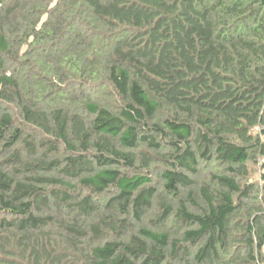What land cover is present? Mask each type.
Masks as SVG:
<instances>
[{
    "label": "trees",
    "instance_id": "trees-1",
    "mask_svg": "<svg viewBox=\"0 0 264 264\" xmlns=\"http://www.w3.org/2000/svg\"><path fill=\"white\" fill-rule=\"evenodd\" d=\"M256 158L264 0H0V264H264Z\"/></svg>",
    "mask_w": 264,
    "mask_h": 264
},
{
    "label": "rangeland",
    "instance_id": "rangeland-1",
    "mask_svg": "<svg viewBox=\"0 0 264 264\" xmlns=\"http://www.w3.org/2000/svg\"><path fill=\"white\" fill-rule=\"evenodd\" d=\"M263 164H264V159H260V158H256V162L250 161L247 164V169H248L247 182H249L250 184L261 185L260 176L262 173H264V170H261L262 169L261 165H263ZM216 172H218L217 167L209 166V167H207L206 170L201 172L199 177L196 179V182L205 184L211 179L212 174H214ZM153 178H154V182H157V183L159 182V179L157 176L153 175ZM154 212H156V211H154ZM157 218H158V216L156 217L155 213H151L147 216V218L145 219L143 224H140V226L152 227L153 222Z\"/></svg>",
    "mask_w": 264,
    "mask_h": 264
}]
</instances>
